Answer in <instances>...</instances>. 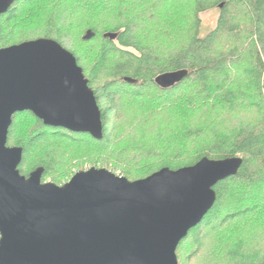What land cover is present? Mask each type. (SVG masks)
I'll use <instances>...</instances> for the list:
<instances>
[{"label":"trees","instance_id":"trees-1","mask_svg":"<svg viewBox=\"0 0 264 264\" xmlns=\"http://www.w3.org/2000/svg\"><path fill=\"white\" fill-rule=\"evenodd\" d=\"M71 1L13 0L8 11L0 16V49L37 39H51L71 53L94 93L101 113L102 135L96 139L89 134L45 126L28 111L16 113L8 131L7 146L22 148L18 166L20 175L28 177L34 170L42 168L41 182H46L48 178L51 183L60 186L62 181L70 180L75 173L82 171V163L91 164L97 160L102 163L99 158L111 155L121 158L116 170L133 182L163 168L175 171L192 166L203 158L223 160L238 157L242 159V165L237 174L213 187L216 193L213 207L178 245V264L187 261L193 264V259L205 247L207 236L217 232L221 226L251 217L252 222L242 231L254 236L252 229L264 227V201L256 196L246 200L248 196L245 192L257 195L264 188V0H143L136 4L123 0L113 2L114 6L108 10L112 13L110 20L104 22L98 20L100 15L94 9L75 10V6L87 0H74L70 5ZM96 8L98 12H107L108 9L102 1L96 4ZM214 8L220 10L216 26L201 36L200 15ZM108 21H113L115 27H112L113 22ZM81 24H84L81 37L74 43L69 34L77 32ZM102 25L105 27L98 31L97 28ZM106 33H114L117 37L113 41L103 38ZM87 36L90 37L85 39ZM71 43L88 51L87 55L84 54L86 59L77 50L71 49ZM91 52L93 55L90 58L88 55ZM179 70L188 73L180 84L164 90L154 83L158 75ZM100 78L104 79V83L94 89ZM143 88L158 91L165 101L162 103L166 105L171 103L170 97L175 92L189 90L185 100L189 116H186V121L183 119L180 121L184 122L177 124L175 135L162 138L161 145H158L161 151L156 146H153L154 150L145 148V129L140 126L135 129V124L129 122L132 119L118 118L121 127L124 121L127 125L125 130L115 128L118 96L129 94V98L140 101ZM241 102H245L246 107H241ZM138 104L145 105L142 101ZM245 108L255 111L258 121L237 119L240 117L237 112ZM22 117L26 118L25 124L16 128V122ZM195 118L200 121L192 125L190 122ZM155 120H149L152 127ZM15 131L18 136L14 139ZM120 133H123L122 139L126 138L131 143L124 145L127 154L135 149L136 142L139 143L136 153L141 160L129 159V171L128 161L119 152V156L112 151L102 154ZM193 138L199 146L192 155L189 152L193 159L183 162L182 148L188 139ZM53 140L59 141L51 145ZM165 140L175 141L179 150L174 153L176 159L173 161L168 160L173 158L168 157L162 145ZM60 141L64 144L60 145ZM72 145L82 148L73 154L70 153ZM89 146L91 150H88ZM90 166L97 169L95 165ZM110 172L115 174L112 170ZM224 201H227V206L236 204L225 215L221 213L227 210L224 209ZM220 217V225L204 234L210 224ZM186 241H190V252L184 259L179 251ZM245 243L243 238L227 241L222 261L212 249L208 260L197 263H264V255L246 249Z\"/></svg>","mask_w":264,"mask_h":264},{"label":"water","instance_id":"water-1","mask_svg":"<svg viewBox=\"0 0 264 264\" xmlns=\"http://www.w3.org/2000/svg\"><path fill=\"white\" fill-rule=\"evenodd\" d=\"M12 4L0 0V16ZM187 75L167 72L154 83L166 90ZM24 111L45 126L102 135L94 93L71 53L51 39L0 49V264H178V245L215 203L213 187L242 165L203 158L133 182L91 168L61 186L42 183V168L20 175L22 148L7 146L12 117Z\"/></svg>","mask_w":264,"mask_h":264},{"label":"rangeland","instance_id":"rangeland-1","mask_svg":"<svg viewBox=\"0 0 264 264\" xmlns=\"http://www.w3.org/2000/svg\"><path fill=\"white\" fill-rule=\"evenodd\" d=\"M99 1H102L104 3V5H107V7H108L107 12L100 11V10H99V12L97 11L96 4ZM140 1H143V0H129V3L136 4V2H140ZM113 2L119 3V2H123V0H95V1L87 0V2L85 1V3H84V1H83V3L75 6V10L76 11H81V10L84 11V10H86V8L87 9L89 8L92 11L95 10L100 15L98 17L99 19L98 18L97 19L104 22V21L110 20L109 17H111L112 13H110V11H108V10L111 9L110 7L114 6ZM73 3H74V0L71 1L70 5H72ZM219 13H220L219 8H214V9L206 11L200 15L201 24H202L201 25V36H204L206 33L211 31L216 26ZM108 22L112 23L113 21H108ZM83 25L81 24V26H79V28H78V31L77 32L75 31L74 34H73V32L71 33L69 31L72 34V35L69 34L70 38H72L74 43H76L77 39H79L81 37V32H82L81 28ZM106 26H108V25H106ZM104 27H105V25L99 26L97 28V30L100 31ZM112 27H115L114 22L112 23ZM96 46H97V44H96ZM71 49L77 50L83 56L87 55V53H88V51H84L83 49H81L80 47H77V45H75L73 43H71ZM92 55H93V53L89 54L88 56L91 58ZM83 59H86V56ZM103 80H104L103 78H100V81L96 85H94L93 88L94 89L99 88V85L104 83V82H102ZM175 93L176 94L174 96L170 97L171 101H169V102H171V103L169 105H166L165 103H162L165 101L162 100L163 96H161L158 93V91L153 90V89L149 90V88L148 89L143 88L141 90V97H140V101H142L145 104L143 106L138 104V102H140V101L135 100L134 98H129L128 97L129 94L121 95V96L119 95L117 98L118 103H117L116 111L114 114V118H115L114 124L116 126L115 128H118L119 130H122V129L125 130V126L127 125L126 121H124V123L121 127L120 120L122 118L132 119V121H129V122H132L133 124H135V125H133L134 128L137 126H140L141 128L145 129V135L147 137L146 142L148 145V146L146 145L145 148L149 149V150H154L153 146H156V148L159 151H161V149H159L158 145H161L160 142H161L162 138L165 135H168L170 137L175 135L176 130H177V128H176L177 124L179 122L186 121L187 120L186 116H189L188 112H190L188 110V107L185 106L186 105L185 100L188 97L189 90L185 89V90H182L179 92L177 91ZM239 105L241 107H246L245 102H241ZM126 106H128V107H126ZM147 113H150V114H147ZM237 113L240 116V117H237V119L249 118L248 121H258V118L256 117L257 113L255 111H252L251 108H249L248 110H247V108H245L242 111H238ZM128 114H129V116H128ZM154 118H156L155 125L152 127L149 120L154 119ZM183 119H184V121H180ZM24 120H26V118H23V117L19 118L18 119L19 122L18 121L16 122L15 127L18 128L19 125L21 127L23 124H25ZM198 121H200V120H197V118H195L190 123L192 125H197ZM121 122H123V121H121ZM145 122L146 123L148 122L149 124L146 125ZM127 123H128V121H127ZM186 124H189V123L186 122ZM191 124H190V126H191ZM13 134H15V136H16V137L13 136V138L14 139L17 138L18 133L15 131ZM122 138H123V133H120V135H118L114 139V142L112 143V145L103 150L102 154H105V153L107 154L108 151H112L113 153L117 152V155H118V152H119L121 154L120 156L122 157V155H123L122 158H124L125 160L128 161V163H129V167H127V170H128V168H131V163L129 162V159L133 158L134 161L141 160L136 153V150L139 151V146H138L139 143L136 142L135 144H137V145H134L135 149H131L130 154H127L126 150L123 148H125L124 145L126 143H129V140L126 138L125 139H122ZM194 140H195V138L190 139V140L188 139V141H186V143H185V146L182 148V151H184V153H183V157H184L183 160L184 161L183 162L189 161V160L191 161V159H193V156H189V152H190V155H192L191 153H193L195 151V149L199 146L198 143L195 144L196 141H194ZM53 141L54 142L51 145L57 144V142L59 140H53ZM133 141H135V140H133ZM62 144H64V141H60V145H62ZM129 144H131V143H129ZM165 144H167V145L165 146ZM162 145L166 148L165 152H166V154H168V157L173 158V159H168V160L169 161L175 160L176 158H174V153L179 151L177 149V146H175L176 145L175 141L172 140L171 142H168V141L162 142ZM72 146L73 147H70V153H73V154L76 151L79 152L82 148L81 146H78V145H72ZM92 148H96V147H92ZM88 150H91L90 146H89ZM184 154H186V155H184ZM76 156H78V155H76ZM106 156H108V155H105L104 157L99 158L100 162H102V163H98L99 160H97L96 162L91 163L92 166L95 165L97 167V169H99L103 165H106V166L102 167L101 169H105V170H109V171L112 170L115 172V175L122 177V174L119 172V170L118 169L116 170V164H117L118 160L121 158L118 157L116 159L115 157H113L111 155H109L106 158ZM91 164H90V162L82 163V165H80L81 166L80 168L82 171L89 170V169L93 168L90 166ZM108 164H109V167H108ZM119 166H120V168H122L123 165L120 164ZM123 168L125 169V166ZM132 173H134V172H132ZM45 181L46 182H44V183H51V181L48 178H46ZM68 181L69 180L62 181L60 183V186L63 185L64 183L68 182ZM245 193H247L246 196H248V197H246V200H250L252 197L256 196V197H258V199L261 202L264 201V188L262 189V192H260L257 195L251 193L250 191L245 192ZM239 201L245 202V200H243V199H241V200L239 199ZM225 202H227V201H224V207H226V208H224V207L223 208L227 209V210L221 211V213L223 215H225L226 213L227 214L230 213L231 212L230 208H232L233 206L236 205V204L231 203L230 206H227V204ZM222 217H220L218 220H214L212 225L210 224V226L204 231V234L210 233L209 231L210 230L212 231L213 227L217 228V226L220 225V221H221ZM251 222H252V218L248 217L242 221L239 220L236 223H231L228 226H226V225L221 226L222 228L217 230V232H211V235H208L207 239L205 240V247H203L202 251L196 256L195 259H193V264H198V263L202 262L203 259L208 260L207 258L209 257L212 249L216 250L219 260L222 261L225 257L224 250H226L225 245H227V241H228V243L231 241H234V240L238 241L239 238H243L246 241V243H245L246 249H248L250 251L251 250L256 251L260 254V256H263L264 255V233H263L264 227H262V226L257 227L256 226L255 229H252L254 232V236H252L251 233H248V231L247 232L242 231V229L245 226H248V224ZM189 246H190V241H186L185 246H183L179 251L182 254V257L184 259L186 257V254L188 252H190ZM217 250H220V251H217ZM183 263L188 264V261L183 262ZM262 264H264V263H262Z\"/></svg>","mask_w":264,"mask_h":264}]
</instances>
